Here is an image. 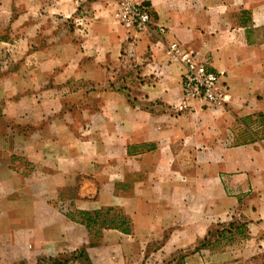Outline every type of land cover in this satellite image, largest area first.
<instances>
[{
	"label": "crops",
	"instance_id": "1",
	"mask_svg": "<svg viewBox=\"0 0 264 264\" xmlns=\"http://www.w3.org/2000/svg\"><path fill=\"white\" fill-rule=\"evenodd\" d=\"M119 1L0 0V264L80 249L70 204L132 221L102 231L93 264L225 221L244 223L242 264H264V0H135L153 17L138 33ZM170 41L221 74L219 104H183Z\"/></svg>",
	"mask_w": 264,
	"mask_h": 264
},
{
	"label": "built area",
	"instance_id": "2",
	"mask_svg": "<svg viewBox=\"0 0 264 264\" xmlns=\"http://www.w3.org/2000/svg\"><path fill=\"white\" fill-rule=\"evenodd\" d=\"M118 20L126 28L138 32L151 30L152 14L150 8L143 2L135 0H120ZM157 33H163L162 26H156ZM166 55L171 62L182 66L181 94L182 102L198 101L205 106L217 105L222 100L221 74L201 59L195 52L185 50L176 41L166 45Z\"/></svg>",
	"mask_w": 264,
	"mask_h": 264
},
{
	"label": "rangeland",
	"instance_id": "3",
	"mask_svg": "<svg viewBox=\"0 0 264 264\" xmlns=\"http://www.w3.org/2000/svg\"><path fill=\"white\" fill-rule=\"evenodd\" d=\"M153 22V17H152ZM151 22V24H152ZM126 29V28H125ZM128 30V29H127ZM131 31V29H129ZM128 30V31H129ZM135 31V30H132ZM138 33V31H136ZM161 33H159L160 35ZM61 209L65 212L72 211L71 208H66L65 206L61 205ZM234 224L233 227H229V222H220L215 224V226L211 230V236L216 237L215 230H224L223 235L224 239L222 241H219V243H215V248L210 251L209 248H202L201 251L196 254L194 253V248L199 245L198 243L196 245H187L186 247L178 248V249H163L164 244V237L160 240H153L145 244L144 249V259L142 261V264H172L171 260L173 258H180L182 255H185V263L186 264H242V258L241 255H238L242 248V239L245 235L244 233V227H240L239 230H236L237 225H243L241 221H230ZM225 230H230L232 233L231 239L229 242L226 241V237L228 238V234L225 233ZM90 247H85L87 260L85 259V256L79 258L74 264H93L89 254L88 250ZM228 254H225L222 257H218L214 255H217L219 253L225 252ZM65 256L68 258L70 256V253H64ZM62 257V256H61ZM246 263L250 261V259L245 258ZM134 263V260H132ZM37 261H34L32 263H28L26 261H18L13 262L11 264H36ZM137 263L140 264V262ZM44 264V263H42Z\"/></svg>",
	"mask_w": 264,
	"mask_h": 264
},
{
	"label": "trees",
	"instance_id": "4",
	"mask_svg": "<svg viewBox=\"0 0 264 264\" xmlns=\"http://www.w3.org/2000/svg\"><path fill=\"white\" fill-rule=\"evenodd\" d=\"M72 211L66 212L68 218L72 221L83 225L88 231V240L87 242L78 250L70 253V256L67 258L65 254H60L56 256H48L37 259L36 264H74L79 258L85 256L87 260V255L85 247H95L98 245L102 231L105 229H115L125 234H130L132 231V221L131 219L124 214L121 209L118 208H106V209H97L93 211L79 210L69 205ZM229 227H233L234 224L229 222ZM243 225H237L236 230H239ZM244 229V228H243ZM224 230H215L216 237L211 236V230L208 231L206 236L198 242L194 248V253H199L202 248H209L212 251L215 248V243H219L225 237L223 235ZM225 233L228 234L226 241L229 242L232 236L230 230H225ZM62 256V257H61ZM172 264H186L185 255H182L180 258H173L171 260Z\"/></svg>",
	"mask_w": 264,
	"mask_h": 264
}]
</instances>
